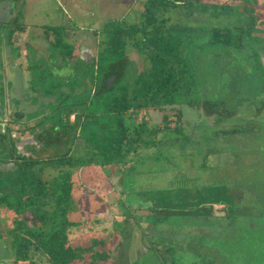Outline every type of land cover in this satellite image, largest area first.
I'll return each instance as SVG.
<instances>
[{
	"label": "rangeland",
	"instance_id": "1",
	"mask_svg": "<svg viewBox=\"0 0 264 264\" xmlns=\"http://www.w3.org/2000/svg\"><path fill=\"white\" fill-rule=\"evenodd\" d=\"M184 1L188 2L168 8L169 25H191L194 16L190 11L203 10L197 0ZM209 2L230 3L231 0ZM24 3L26 5L22 4L18 9V18L27 26L25 33L37 32L41 41L47 29L64 36L66 31L101 28L112 8L108 0H78L77 4L74 0H26ZM258 7L264 10V0L260 1ZM217 8L214 7L210 14L202 13L201 19L195 23L211 26L238 22L230 11V17L215 15L219 12ZM120 9L123 11L125 8ZM135 11L125 9L121 16L125 15L128 22H133L139 18ZM198 33L200 38L192 37V40L195 45L198 40L203 48L196 54H190L197 79L195 97L197 102L205 101L209 105L208 111L215 112L216 125L196 123L201 118L196 110L204 113L206 107H187L189 114L186 124L197 125L192 131L184 127L180 139L172 128L163 130L158 136L167 141L164 142L165 147L160 149L158 158H155V148L141 150V157H147L150 153L155 159L146 160L149 162L147 165L139 161L132 170L134 173L123 175L124 193L114 186V177L122 176V171L118 169H104L94 164L75 169L74 209L70 218L77 225L72 228L71 240L74 245L83 247L103 240L94 247L106 252L110 260L107 264H264V62L259 57L262 38L252 39L246 33L242 35L246 41L243 46L229 47L207 42L202 44V38L207 33ZM85 34L71 35L72 42L77 45L74 52L81 53L84 49L81 44L85 43L84 47L91 49L96 56L98 36L94 32ZM54 40L55 37H52ZM63 42L61 46L66 44ZM2 46L0 61L5 59ZM52 48L50 45L51 51ZM59 52L61 50L58 49ZM133 55L137 67L142 69V60L135 51ZM54 60V55L48 61L43 54L30 62L28 79H18L27 90L24 92L25 104L21 105L16 96L11 101L15 107H24L27 119L55 112L53 103L56 97L44 95L50 89H60L59 85L64 83L63 76L70 75L73 69L55 67ZM75 67L79 70L84 66ZM37 72H40V81L32 78L36 77ZM44 74L48 78L43 81ZM8 77V81L4 82L6 87L13 85ZM6 79L0 67V81ZM28 89L36 94L31 96ZM52 94L57 95L56 90ZM10 116L7 112L4 119ZM175 118L171 116V119ZM188 135L191 136L190 140L185 138ZM9 144L10 138L0 132V160L7 159ZM83 144L82 139L78 140V145L74 146L75 155L82 156L80 154L85 149ZM12 148L15 149V146L10 150ZM28 150L39 157L47 154V150L39 146H28ZM159 165L165 169L157 170ZM56 171L45 168L42 175L48 178ZM136 196L143 200L136 199ZM211 200L222 202V205L214 206L211 216L206 212L210 206L208 204H203L200 215H179V208L181 211L192 210L197 202ZM127 204L135 208L159 206L171 209L159 218L152 216L150 220H146V212L141 211L140 215H146L143 230H146L147 239L154 245L150 246L149 241L142 239L144 234L136 228L134 232L130 231V225L135 226L134 219L125 226L117 223L124 219L122 214L126 208L129 209ZM233 205L239 212L232 215V219L227 215L220 219L215 217L226 213L221 211L223 206L230 209ZM146 211L150 214V211ZM13 216L7 206L0 204V264H13L14 252L9 246L10 236L7 233L12 227ZM33 219L31 215L30 220ZM83 256L73 264H102L95 263L90 252ZM34 260L37 264H47L40 255Z\"/></svg>",
	"mask_w": 264,
	"mask_h": 264
},
{
	"label": "trees",
	"instance_id": "2",
	"mask_svg": "<svg viewBox=\"0 0 264 264\" xmlns=\"http://www.w3.org/2000/svg\"><path fill=\"white\" fill-rule=\"evenodd\" d=\"M151 3L140 23L120 25L109 30L99 53L98 72L96 66L87 70L89 88L87 94L79 98L82 101L72 100L67 106L61 104L67 100L64 98L57 105L56 114L51 117L52 124L47 130L48 133H55L56 145L53 146L58 149L57 154L39 159L23 156L11 169L0 167V204L7 206L14 214L12 227L7 232L10 236L9 246L14 252L13 264H37L34 258L38 255L47 264H73L83 259L86 252H93L91 257L94 262L109 259L105 251L94 249V244L103 240H96L87 247L74 245L71 240L72 228L77 225L70 218L76 189L74 170L79 166L94 164L104 169H118L122 171V178L125 174L133 173L139 161L147 165L149 162L146 160L160 156V149L165 147L164 142L167 141L158 136L163 130L172 128L175 135L181 138L184 128L181 126L182 105L206 107L205 111L211 112L205 101L197 102L195 97L197 79L190 62L192 49L189 45L183 46L184 41L179 33L186 29L169 27L167 20L158 14L163 3L167 6L179 4L171 0H152ZM215 34V43L228 42L222 33ZM130 47H134L143 59L142 69H138L131 58ZM62 54L68 56L66 52ZM109 74L118 76L110 86L106 82ZM71 80L75 84L72 89H75L78 79ZM95 85L96 90L92 93ZM172 114L178 118L170 119ZM72 115L75 116L74 120ZM79 138L84 142L82 156L73 153ZM185 138L190 140L191 136ZM41 147L45 149V146ZM149 148H155L154 159L150 153L147 157L140 155L141 150ZM42 163L44 166L37 168ZM45 168L57 171L53 176L44 178L42 172ZM156 169L165 168L159 165ZM136 199L143 200L139 196ZM203 204L210 205L206 211L210 215L214 206L222 205V202H197L192 210L181 211L179 208V215H200ZM128 207L132 209L133 206L128 204ZM146 210L150 211L146 220H150L152 216L159 218L171 209L152 206L144 208ZM221 211L226 214L215 215L218 219L226 215L231 218L239 212L234 205L230 209L223 206ZM134 212H124V220L117 223L125 226L134 219L136 227L130 225V231L139 228L143 233L145 228L142 223L146 215ZM31 215L33 220H30Z\"/></svg>",
	"mask_w": 264,
	"mask_h": 264
},
{
	"label": "flooded vegetation",
	"instance_id": "3",
	"mask_svg": "<svg viewBox=\"0 0 264 264\" xmlns=\"http://www.w3.org/2000/svg\"><path fill=\"white\" fill-rule=\"evenodd\" d=\"M25 1L26 0H0V46L2 45L4 46V47L2 46L3 48L2 53H5V59L3 61H0V67L7 76V79L5 81L4 80L0 81V105H1L0 119L3 117V120H0V132H2V135H4L5 137L10 138V142H11V144H9V151H7L6 153V157L8 156L7 159L5 158V160H0V167L2 169H9V168L11 169L15 167L14 165L17 162L21 161L23 156L39 159V158H45L46 156H52L53 154L54 155L57 154L58 149H56L53 146L56 145L55 137H54L55 133L47 132L48 128L52 124L51 117H53L54 113L56 114L57 105L64 98H66L67 100L61 104L67 106H69L72 100H74V102L82 101L79 100V98L85 96L87 94L86 92H88L87 89L89 88L88 81L90 77L87 73V70L91 66H96L95 69L96 72H98L97 64L99 60V53L103 49V42L105 41L106 35H108L109 30L116 29L120 25L124 26V25H132L135 23H140L142 21V18H144V14L147 13L148 7L152 6L151 3L152 0H108V4H110L112 8H110V10L108 9L110 11V16H108L104 20V22L101 24V28H88L87 30H82L80 28L72 32L66 31L64 33L65 40L63 42L62 39L64 36L61 35L58 36L55 32L50 31L49 29L45 30L44 32L45 36L42 41L39 37L40 34H38L37 32L33 34L25 33L27 30V26L23 25L22 22H20L19 20L20 17L18 16L19 13L18 9L22 4L26 5L24 3ZM77 1L78 0H74L76 4ZM162 1L166 2V0H162ZM171 1H176V3L180 5L181 4L184 5L188 2L184 0H171ZM260 1L261 0H231L230 3H219V2L211 3L209 2V0H197L198 6L202 7L203 10L196 9L190 11V13L191 12L193 13L194 17L191 18L192 20L190 21L191 25L188 26L169 25V18L167 16V12L170 6H167L166 3L160 5L158 14L160 16H163L167 20L166 24L169 27H174L177 29H183V28L186 29L185 31L180 30L179 33L184 41L183 46L189 45V47L192 49L190 52L191 55H193L194 53L196 54L197 51L203 48L200 47L201 45L198 44L199 43L198 40H196V45L192 40V37L194 39L200 38L199 36L200 32L198 33V31H202V33H207V35H204L205 38H202V44H205V42H207L211 45L219 44L222 46H229V47L243 46L246 43V41L242 37V35L247 33L249 38L252 39L262 38L261 44H263V46H261L262 48H259V57L264 62V10L258 7V5L260 6ZM222 6L225 7V9L223 8L221 10ZM171 7H173V5ZM214 7H218L217 10L219 11L217 13H214L215 15L230 17L231 16L229 15L231 14L230 12H233L234 17L238 19V22L233 23L232 25L221 23L217 25L214 24L211 26H207V25L205 26L202 23L200 24L195 23L196 20L199 21V19H201V16L203 15L202 13L210 14V12L213 11ZM120 8H125V9L129 8L130 10L135 9L136 10L135 12L139 15V18L133 22H128L127 18L124 17L125 15L121 16L122 12H124L125 9L121 11ZM187 10L189 9H186V11ZM80 32H85L86 33L85 35H87V32H94L95 34H97L98 53L96 56L92 53L91 49H89L88 47H84L83 44L85 43L81 44V46L84 48L81 50V53L77 54L76 52H74L77 45H74V42H72L70 37L72 34L77 35ZM217 32L222 33L224 39L227 40L228 42L215 43L217 36L215 33ZM234 32H236V34ZM85 35L84 38L86 37ZM52 37H55L54 41H52ZM222 39L223 37H221V40ZM62 42L66 44L64 46H61ZM85 42L87 43L86 39ZM50 45L53 47L52 51L50 49ZM58 49L61 50V52L58 53ZM133 51H135L138 54V58L142 60V65H143V59L141 58L138 51L134 47H130L129 52L135 65L137 66L136 64L137 60L133 55ZM63 52H66L68 56L64 57V55L62 54ZM43 54L44 57L48 59V61H50L54 55L55 67L64 66L67 68H72L73 70L72 73H70V75L63 76L62 82L64 83L59 85L60 89L58 88L50 89L46 92L47 94L44 95V97H56L55 98L56 100L53 103L55 104L53 105L55 112H50L49 114L46 113L43 115L40 114L42 117L37 115L35 117L27 119L25 118L26 110L24 111V107L23 106L15 107L14 103L11 100H13L16 96V98L21 102V105L25 104L26 98L24 92L27 90L23 88L24 83L23 86L20 85L18 79H22V80L28 79L27 73L30 72V67H29L30 62H33V60H36V58H39L40 56L42 57ZM7 56H9V58ZM75 66H84V67L82 69L77 70V67ZM39 73L40 72H37L36 77L33 76L32 78L40 81L41 78H39ZM14 75H16V79L15 78L13 79ZM8 76H10L11 78L10 80L13 81V85L10 87H6L4 84V82L8 81L9 79ZM58 76L61 77L60 75ZM117 77L118 76H116V74H111V75L109 74L106 82H108L110 86L114 81H116ZM47 78H48L47 75L44 74L43 81L46 80ZM71 78H74V80L78 79V85L75 86L76 87L75 89H72L75 84H73ZM9 83H11V81ZM93 89L94 90L92 93L95 92L96 85L95 87H93ZM29 90L30 89H28V91ZM54 90H56V94H57L55 96L54 94H52ZM29 92L31 93V96H34L36 94L35 91L31 92L30 90ZM187 107H192V106L184 105L183 107H181L182 127L189 128V130L192 131V129L198 124V122H201L206 125H214V126L216 125L215 112H207L205 110L204 113H201L200 110H196L199 111V114L201 116V118H199V120L196 121L197 124L194 125L186 124V118L188 117L189 114V110L187 109ZM192 108L197 109V107L195 106H193ZM7 112H9L11 116L4 119V116H6ZM173 115L176 116L175 119L178 118V116L175 114H172L171 116ZM72 117H73L72 120H74L75 116L72 115ZM175 125L176 122L172 124L173 127ZM232 133L234 134V132ZM80 139L81 138L76 140L77 145H78V140ZM13 146H15V149L12 148L10 150V147ZM28 146L29 147L45 146V149L47 150V154L45 156L39 157L35 155L32 150H28ZM40 166L41 164H38L37 168ZM80 168H84V166H79L78 169ZM37 171H39V169ZM75 172L76 171L74 170V173ZM114 179H115L114 186L116 190L117 188L119 189V191L123 190L124 187L122 182L123 177L122 178L114 177ZM126 207H128V204ZM128 208L129 209L126 208V211L124 212L129 213V211L132 210L135 211L134 212L135 214H141V211L143 212L144 208H148V207L140 206V210H138L139 208L137 207L136 208L132 207V209L130 207ZM144 212H146V215L148 214L147 211ZM123 220L119 222H122ZM137 231L141 233L139 228H137ZM146 233H147L146 230L142 233L144 234L142 236V239L149 241L148 244L150 246L154 245L149 239H147ZM130 248L131 247H129L128 251L130 250ZM91 254H93V252H90V255ZM109 261L110 260L107 259L105 261H99V262H102V264H107Z\"/></svg>",
	"mask_w": 264,
	"mask_h": 264
}]
</instances>
